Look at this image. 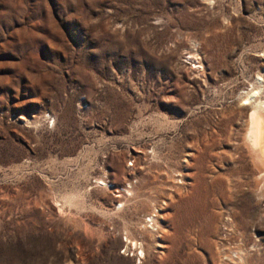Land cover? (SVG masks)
Masks as SVG:
<instances>
[{
	"label": "rangeland",
	"instance_id": "374dc122",
	"mask_svg": "<svg viewBox=\"0 0 264 264\" xmlns=\"http://www.w3.org/2000/svg\"><path fill=\"white\" fill-rule=\"evenodd\" d=\"M251 95L264 0H0V264H264Z\"/></svg>",
	"mask_w": 264,
	"mask_h": 264
},
{
	"label": "bare ground",
	"instance_id": "6f19581e",
	"mask_svg": "<svg viewBox=\"0 0 264 264\" xmlns=\"http://www.w3.org/2000/svg\"><path fill=\"white\" fill-rule=\"evenodd\" d=\"M254 96L255 95H251L246 99L250 101L253 98L254 100ZM255 99L254 104H251V102L249 103L252 108L246 139L251 148L250 150H252L256 157L255 159H257V161L264 167V101H258L257 97ZM130 244L133 245V247L137 246V242H134V240L130 241Z\"/></svg>",
	"mask_w": 264,
	"mask_h": 264
}]
</instances>
